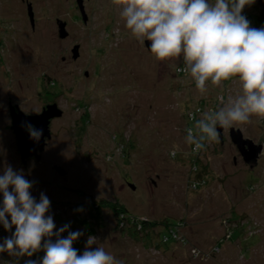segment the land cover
Here are the masks:
<instances>
[{"label": "rangeland", "instance_id": "374dc122", "mask_svg": "<svg viewBox=\"0 0 264 264\" xmlns=\"http://www.w3.org/2000/svg\"><path fill=\"white\" fill-rule=\"evenodd\" d=\"M83 6L85 23L76 0H0V173L5 165L22 170L34 182L32 195L49 198L56 228L71 224L69 231L82 232L78 255L94 236L119 264H264V118L232 126L262 144L251 166L230 141V127L223 128L221 141L199 152L185 143L186 128L195 126L187 115L203 103L196 112L199 119L240 95L238 79L209 83L202 95L190 75L177 70L181 60L157 61L131 36L120 5L83 0ZM256 9L255 3L250 6L254 14ZM57 19L66 22V38L58 37ZM75 44L77 59L71 52ZM51 103L62 115L51 119V138L41 159L24 165L9 107L33 114ZM192 160L206 180L200 187L191 186ZM100 200L119 202L131 215L161 224L185 221L180 232L190 243L147 247L121 234L106 207L94 232L86 234L70 216L86 217ZM59 213L70 215V221ZM10 235L0 225V242ZM43 255L40 251L32 259ZM13 258L0 254V260Z\"/></svg>", "mask_w": 264, "mask_h": 264}, {"label": "clouds", "instance_id": "9594fccd", "mask_svg": "<svg viewBox=\"0 0 264 264\" xmlns=\"http://www.w3.org/2000/svg\"><path fill=\"white\" fill-rule=\"evenodd\" d=\"M112 2L121 6L120 16L131 36L141 45L150 42L147 48L157 61L181 60L183 66L177 70L190 75L202 95L209 83L220 86L233 78L240 82V95L229 97L218 110L203 112L194 128H186L185 143L193 152L216 141L218 128L249 123L252 117L264 118V26L251 27L242 14L256 0ZM189 116L196 119L192 113ZM27 130L35 141L43 134V129L31 124ZM33 183L11 165H5L0 173V225L11 233L0 242V254L7 252L16 258L7 264H19L20 258H31L40 251L42 257L27 259L24 264H119L94 236L88 237L85 250L78 255L73 243L82 232L69 231V224L57 229L49 214V198L41 193L37 200L31 192ZM65 232L68 234L63 237ZM94 244L97 247L93 248ZM0 264L6 262L0 260Z\"/></svg>", "mask_w": 264, "mask_h": 264}, {"label": "water", "instance_id": "95a60500", "mask_svg": "<svg viewBox=\"0 0 264 264\" xmlns=\"http://www.w3.org/2000/svg\"><path fill=\"white\" fill-rule=\"evenodd\" d=\"M76 2L82 21L85 23L87 22V14L83 6V0H76ZM255 4L258 6L259 13L264 21V0H256ZM27 14L31 25H33L34 13L30 3H27ZM57 24L58 37L61 39L66 38L68 35L66 30V22L61 19H57ZM149 43L150 42L145 41L146 48ZM71 52L72 58L77 59L79 56V45L75 44L71 49ZM9 114L11 119V130L16 138V148L20 154L22 163L26 165L28 159L31 158H33L35 161H39L41 159V153L45 150L47 145V140L51 138L49 128L51 119L60 117L62 115V110L57 106L56 103H51L46 105V107H44L40 113L26 114L16 105H10ZM29 124L33 125L37 129H43V134L39 141H35L30 138L29 131L27 130V126ZM222 130L223 128H218V138L220 141L222 140ZM228 135L232 144L237 148L242 160L245 163H248L250 166L255 164L260 155V151L262 150V144H256L251 139L243 137L241 130L238 128L230 127L228 130ZM55 169H57L59 173L65 174L61 168L55 166ZM129 185L133 188L132 183ZM67 234V232L63 233L62 236L66 237ZM54 239L55 237H53V240Z\"/></svg>", "mask_w": 264, "mask_h": 264}, {"label": "trees", "instance_id": "16d2710c", "mask_svg": "<svg viewBox=\"0 0 264 264\" xmlns=\"http://www.w3.org/2000/svg\"><path fill=\"white\" fill-rule=\"evenodd\" d=\"M256 10H257L256 14H254V15L250 14L251 15L249 18L250 26H253V27H256L258 25L264 26V21H263L261 15L259 13V10L258 9H256ZM202 104L203 103L198 104V108L201 107ZM191 113H194V115L196 117V112L194 110H192ZM186 119L193 124H195L196 120H198L197 117H196V119H191L189 114L187 115ZM122 153H124V150L122 151ZM203 167H205V166H202V169L204 171L205 168H203ZM191 172L194 175L192 177V180H191V186L200 187L201 184L205 183L206 180L203 179L204 177H200V175L198 174V172L200 173V169L198 170V166L194 163L193 160H192V164H191ZM91 205H92V212L93 213H91V209H89L90 213H86V217L81 215V213H77V212L72 213L71 216L64 214L65 216L63 217L61 215L63 213H59V215H61L65 221H70L69 218L71 217L72 220L77 221L78 223H80L81 225L84 226L86 234H91L94 232V227L96 226V224H98L100 222V220H101L100 217L102 216L101 213H99V212L95 213L96 209L107 207V208H110L112 210V212H113L112 215L115 218L116 226L119 229V231L121 232V234H123L124 236L134 237V238L140 240L141 242H143L144 244H146L147 247H149L150 244H154L157 246L158 245H164L165 246V245H170L173 243H179V244L185 246V245H188L190 243L189 237L184 235L182 232H180V229L183 226H185V221L181 222V220L180 221H177V220L170 221L169 220V221H166L165 223L161 224V223L155 222L154 220H152L148 217H145V216L143 217V216L131 215V213H129V211H127L128 209L126 210L125 207L123 205H121L119 202L100 200L96 203L94 202ZM95 205H97V207H95ZM93 208H94V210H93ZM106 214L107 213H105V215ZM69 225L71 226V224H69ZM71 227L73 228V226H71ZM158 228H160V229H158ZM233 230L234 229H232L231 232L229 233L230 235L228 236V238L231 237V233ZM73 232H75V228L73 229ZM81 242H82V236L77 241H75L73 243V246L75 248L77 247L78 251L80 249H82ZM218 242H219V244H217V243L215 244L216 248H219L221 243H222V242L220 243V241H218ZM42 243H43V241H42ZM24 258H27V257H22L20 260H22ZM30 259H32V257ZM20 260H19V262H20ZM11 261H15V258H13V260H11Z\"/></svg>", "mask_w": 264, "mask_h": 264}, {"label": "built area", "instance_id": "2783aa9c", "mask_svg": "<svg viewBox=\"0 0 264 264\" xmlns=\"http://www.w3.org/2000/svg\"><path fill=\"white\" fill-rule=\"evenodd\" d=\"M243 15H245L246 17H247V19L249 20V18H250V14H253L254 15V13L250 10V6H246L245 7V9L243 10V13H242ZM256 14V13H255ZM251 27H253V26H251ZM260 27H262V25H258V26H256L255 28H260ZM200 109H201V111H202V108L200 107V108H197L196 109V112H197V110H199L200 111ZM192 114H194V113H192ZM193 187H195V186H193ZM196 248L195 247H193V250L194 251H196L195 250ZM2 261H4V262H6V264H7V261L6 260H2Z\"/></svg>", "mask_w": 264, "mask_h": 264}, {"label": "flooded vegetation", "instance_id": "af4514ba", "mask_svg": "<svg viewBox=\"0 0 264 264\" xmlns=\"http://www.w3.org/2000/svg\"><path fill=\"white\" fill-rule=\"evenodd\" d=\"M18 108H19V106L18 105H16ZM20 110H22L21 108H19ZM25 113V112H24ZM26 114H28V113H26ZM33 114H37V113H33ZM10 128H11V126H10ZM31 159H33V158H31ZM29 160V159H28ZM34 160V159H33ZM128 182V181H127ZM129 184V183H128ZM95 207H97V205H95ZM107 208V207H106ZM100 210H101V208L99 209H96V212L95 213H100ZM112 214V213H111ZM66 233V232H65Z\"/></svg>", "mask_w": 264, "mask_h": 264}]
</instances>
